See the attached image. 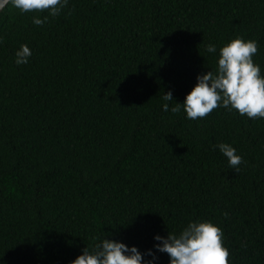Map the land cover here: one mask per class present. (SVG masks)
I'll return each mask as SVG.
<instances>
[{"label": "trees", "instance_id": "1", "mask_svg": "<svg viewBox=\"0 0 264 264\" xmlns=\"http://www.w3.org/2000/svg\"><path fill=\"white\" fill-rule=\"evenodd\" d=\"M36 15L0 13V264H72L104 236L144 253L190 220L223 229L230 264H264V119L162 109L238 36L258 41L264 74V0H69ZM22 44L33 55L17 66Z\"/></svg>", "mask_w": 264, "mask_h": 264}, {"label": "clouds", "instance_id": "2", "mask_svg": "<svg viewBox=\"0 0 264 264\" xmlns=\"http://www.w3.org/2000/svg\"><path fill=\"white\" fill-rule=\"evenodd\" d=\"M68 3L69 0H0V10L11 5L21 15L46 11L43 19L36 15L32 20L35 26H42L48 17L61 15ZM258 48V41L242 36L220 47L215 70L197 76V84L182 104L174 100L172 91L164 94L163 111L175 114L183 110L188 119L197 120L207 117L215 109L224 108L250 120L264 119V74L253 59ZM217 51L214 43L206 47L208 54L215 56ZM32 55L29 46L22 44L15 51L14 62L17 66L26 65ZM173 102L175 106L170 107ZM213 150H218L229 166L239 171L243 157L235 147L223 142L216 144ZM224 216L227 218L228 213ZM96 240L98 242L91 248L86 247L72 264H158V253H166L169 264H230L223 229L211 220H190L178 233L169 232L167 237L156 235L157 243L144 253L114 238L104 236Z\"/></svg>", "mask_w": 264, "mask_h": 264}, {"label": "water", "instance_id": "3", "mask_svg": "<svg viewBox=\"0 0 264 264\" xmlns=\"http://www.w3.org/2000/svg\"><path fill=\"white\" fill-rule=\"evenodd\" d=\"M4 9H5V8H4ZM4 9H3V10H4ZM3 10H0V13L3 12Z\"/></svg>", "mask_w": 264, "mask_h": 264}]
</instances>
